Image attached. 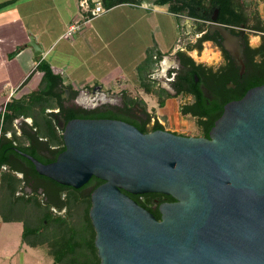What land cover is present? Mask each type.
<instances>
[{"label":"water","instance_id":"obj_1","mask_svg":"<svg viewBox=\"0 0 264 264\" xmlns=\"http://www.w3.org/2000/svg\"><path fill=\"white\" fill-rule=\"evenodd\" d=\"M27 46L42 51L33 37ZM63 150L34 171L90 194L99 264H264V84L226 103L207 138L55 116ZM157 193L159 219L127 194Z\"/></svg>","mask_w":264,"mask_h":264},{"label":"flooded vegetation","instance_id":"obj_2","mask_svg":"<svg viewBox=\"0 0 264 264\" xmlns=\"http://www.w3.org/2000/svg\"><path fill=\"white\" fill-rule=\"evenodd\" d=\"M143 1L173 11L171 13L181 24L179 38L183 47L155 58L156 68L142 75L137 91L132 94L114 81L61 82L55 90L56 106L47 110L60 135L55 116H60L65 123L73 119L112 120L128 124L144 134L160 130L207 138L226 103L238 100L248 89L264 84V0ZM205 45L212 49L213 56L208 59L202 58ZM192 52L196 53V59L190 54ZM185 123H190L196 132L176 130ZM31 125L24 121L16 125L15 120L16 134L22 141L13 143L14 151L17 153L18 149L39 161L51 162L56 147L38 137ZM5 136L10 137V134ZM9 165L21 171L16 174L23 179L21 191L24 195L36 194L52 204L56 203L57 197H65L59 195L56 182L33 174L15 158H10ZM93 178L94 185L88 184L89 179L80 188L72 189L75 193L70 197H90L102 183ZM149 194L157 193L130 198L152 209L173 201ZM51 209L57 211L53 206Z\"/></svg>","mask_w":264,"mask_h":264},{"label":"trees","instance_id":"obj_3","mask_svg":"<svg viewBox=\"0 0 264 264\" xmlns=\"http://www.w3.org/2000/svg\"><path fill=\"white\" fill-rule=\"evenodd\" d=\"M21 0H5L0 2V9L14 5ZM106 9L120 4H137L139 0H101ZM173 12V11H170ZM34 71H39L42 76L37 85L26 95L19 98L11 97L5 104H0V221L2 223L21 224V243L32 248H45L49 255H53V264H84L81 258L75 256V248L70 245L72 238L68 233L69 226H72L74 211H83L84 219L90 231L88 243L89 264H99L94 247V230L91 226L88 211L90 207L89 197H70L75 191L70 187H65L55 183L58 187L59 195L56 203L44 202L38 195L26 196L20 191L23 179L16 176V172H21L16 168L9 167L11 157L25 164L35 175L33 166L29 161L17 154L13 149V143H21L20 137L16 134L14 126L15 120L20 117L30 118L31 127L35 129L38 137H42L49 145L55 146L53 160L58 153L63 150L60 133L57 132L47 113L48 109L56 106V88L62 82L60 75L54 74L47 61H39ZM10 133V137H6ZM21 150L25 148L17 145ZM36 155L35 153H33ZM52 160V161H53ZM43 163H48L41 160ZM5 168V169H4ZM48 180V179H47ZM101 181H98V183ZM95 184L92 177L88 182ZM20 191V193H18ZM129 197L133 195L127 194ZM151 196L164 197L172 200L169 196L161 194H149ZM153 198V197H152ZM57 211H53L51 207ZM157 219L159 213L157 207L146 208ZM51 255V256H52Z\"/></svg>","mask_w":264,"mask_h":264},{"label":"crops","instance_id":"obj_4","mask_svg":"<svg viewBox=\"0 0 264 264\" xmlns=\"http://www.w3.org/2000/svg\"><path fill=\"white\" fill-rule=\"evenodd\" d=\"M28 1L32 0H21L14 5L0 9V104H5L11 97L19 98L26 95L37 85H34L30 90L23 89L31 79L32 73L35 72V66L42 60L48 62L54 74L60 75L63 83L67 82L62 77L61 69H67L70 76L75 74L79 83L90 81L88 78L83 79L80 73L90 72L95 66L101 65L103 62L98 53L93 54L91 50L90 53L92 54L86 56V51L97 48L100 44L101 47L103 46V27L99 23L105 19L110 21V26H113L114 20L119 19L120 15H130L132 12H137L138 9L143 8L156 11L167 18L172 30L171 42L173 45L168 51L160 50L159 46L153 44V37L150 39V43H145L137 56L141 75L149 74L156 68L155 58L181 48L179 40L181 24L178 17L158 4H146L143 0H139L137 4H120L109 9L104 7V13L92 17L90 9L93 4L89 3V10H85L78 6L79 0H64L62 3L58 1L56 3L46 2L44 6L42 0H33L37 7L34 13L28 15L26 10L21 8ZM50 10L52 13H47ZM7 12H12L14 15L10 19L2 18L1 16ZM29 17L33 18L36 23L31 32H27L26 26L23 24V20ZM74 20H79L83 26L72 37L64 39L67 27ZM94 23L95 25H93ZM28 33L39 45L42 51L41 55L35 56L33 50L27 46L29 42ZM18 92L21 93L18 94ZM21 121L27 122L28 125L31 124L29 117H20L16 120V125ZM16 176L20 178L17 174Z\"/></svg>","mask_w":264,"mask_h":264},{"label":"rangeland","instance_id":"obj_5","mask_svg":"<svg viewBox=\"0 0 264 264\" xmlns=\"http://www.w3.org/2000/svg\"><path fill=\"white\" fill-rule=\"evenodd\" d=\"M57 1L62 3L64 0H42V5L44 6L46 2L56 3ZM36 7V3L32 0L28 1L21 8L26 10L29 15V13L35 12ZM145 9H138L137 12H132L131 16H124L121 13L120 18L114 20L113 26H110V21L106 19L99 23L103 27V46L101 47L100 44L97 48L87 50L86 56L98 53L103 62L101 65L95 66L90 72H81L80 75H82L83 79L88 78L89 80H97L101 83L114 81L119 86L126 87L131 94L133 91H137L138 83L142 77L137 56L142 51L143 45L148 42L150 43L152 37V40H154L152 41L153 44L159 46L160 50L168 51L173 45L171 42L173 37L172 30L167 22V18L156 11ZM47 13L51 14L52 11L50 10ZM13 15L12 12H7L1 17L10 19ZM23 22L27 32H31L34 24L36 26L35 20L31 17L26 18ZM28 34V39H30L32 35ZM64 39H68V37ZM180 43L181 47H183L181 39ZM91 50L92 53H90ZM190 54L196 59L195 52ZM209 56H213L212 49L208 45H205L202 50V58L208 59ZM61 70L62 77L66 80L65 82L72 84L79 83V79L75 74L70 76L67 69ZM32 74L31 79L25 84L24 90H30L40 81L42 74L39 71H35ZM20 93L18 92V94ZM176 130L180 133L191 134L196 132L190 123H185ZM60 213L63 214L62 211ZM21 229L20 223H1L0 221V264H53L54 256L52 254V256L49 255L45 248L32 249L21 243ZM69 230L68 233L72 238L70 245L73 248L77 245L74 250L75 256L78 259L81 258L80 260L83 263L85 262L84 264H89L90 260L87 257L89 255L87 249L90 231L84 219L82 209L81 211H74L72 226H69Z\"/></svg>","mask_w":264,"mask_h":264},{"label":"built area","instance_id":"obj_6","mask_svg":"<svg viewBox=\"0 0 264 264\" xmlns=\"http://www.w3.org/2000/svg\"><path fill=\"white\" fill-rule=\"evenodd\" d=\"M89 3L93 4L92 8L90 9V13L92 17L99 16L102 13H104L105 10L101 0H79L78 6L85 10H89ZM82 26H83L82 22H80L79 20H74L67 27L64 36L68 38L72 37L75 33H77L81 29Z\"/></svg>","mask_w":264,"mask_h":264}]
</instances>
